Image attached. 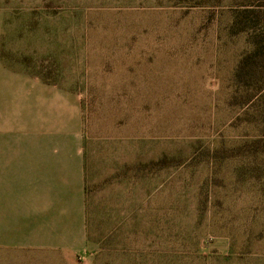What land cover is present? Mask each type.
<instances>
[{"label": "rangeland", "instance_id": "1", "mask_svg": "<svg viewBox=\"0 0 264 264\" xmlns=\"http://www.w3.org/2000/svg\"><path fill=\"white\" fill-rule=\"evenodd\" d=\"M259 3L0 0V84L33 67L146 141L145 234L77 264H264V86L237 74Z\"/></svg>", "mask_w": 264, "mask_h": 264}, {"label": "crops", "instance_id": "2", "mask_svg": "<svg viewBox=\"0 0 264 264\" xmlns=\"http://www.w3.org/2000/svg\"><path fill=\"white\" fill-rule=\"evenodd\" d=\"M7 69L16 79L0 84V264H77L101 243L145 234L146 141L130 119L89 116L68 83Z\"/></svg>", "mask_w": 264, "mask_h": 264}, {"label": "trees", "instance_id": "3", "mask_svg": "<svg viewBox=\"0 0 264 264\" xmlns=\"http://www.w3.org/2000/svg\"><path fill=\"white\" fill-rule=\"evenodd\" d=\"M247 9V8H246ZM245 20L251 29V48L240 59L237 68L238 76L255 79L260 87L264 86V3L252 4L247 13L239 19ZM247 20V21H246ZM250 31V32H251Z\"/></svg>", "mask_w": 264, "mask_h": 264}]
</instances>
